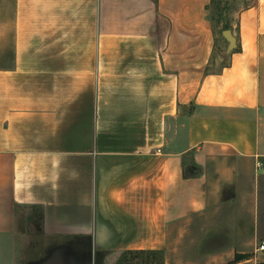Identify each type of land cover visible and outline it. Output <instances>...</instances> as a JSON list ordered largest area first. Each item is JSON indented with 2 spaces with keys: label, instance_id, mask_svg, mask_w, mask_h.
Masks as SVG:
<instances>
[{
  "label": "crops",
  "instance_id": "crops-1",
  "mask_svg": "<svg viewBox=\"0 0 264 264\" xmlns=\"http://www.w3.org/2000/svg\"><path fill=\"white\" fill-rule=\"evenodd\" d=\"M211 1L0 0V264L40 209L27 264L264 262V0L238 53Z\"/></svg>",
  "mask_w": 264,
  "mask_h": 264
},
{
  "label": "rangeland",
  "instance_id": "rangeland-1",
  "mask_svg": "<svg viewBox=\"0 0 264 264\" xmlns=\"http://www.w3.org/2000/svg\"><path fill=\"white\" fill-rule=\"evenodd\" d=\"M253 0H215L214 4L212 5V10H214L215 6H218L220 10L223 8L226 9V17L228 19V23L230 24L232 30L236 27V16L237 14L243 10L244 8L250 6L252 4ZM215 26V32L217 34V38L221 40V35L219 34V30L221 26L214 25ZM217 40V41H219ZM219 44V43H218ZM217 54L223 53L221 49H218ZM227 60L221 56L220 59H218V65H224ZM34 216L33 223H28L26 228V237L24 238V252L25 257L23 264H27L29 259L33 261L32 259L36 258L35 260L39 262V260L43 259L45 255H41V252L38 251V247L41 245V238L38 236L39 228H40V213L38 210H34L29 212ZM32 226V227H31ZM24 235V236H25ZM31 236V237H30ZM30 238V239H29ZM18 243L20 245L23 244V238L19 237ZM29 243V244H28ZM38 253V254H37ZM52 255H50L51 259L54 260L53 264H66L68 260H70V255H68L65 252H52ZM47 256V255H46ZM44 261V260H41ZM49 261V260H48ZM85 259L83 263H85Z\"/></svg>",
  "mask_w": 264,
  "mask_h": 264
},
{
  "label": "trees",
  "instance_id": "trees-1",
  "mask_svg": "<svg viewBox=\"0 0 264 264\" xmlns=\"http://www.w3.org/2000/svg\"><path fill=\"white\" fill-rule=\"evenodd\" d=\"M215 0L211 1V5L209 7L210 12V20L213 27V31L215 35L217 36L215 32V24L221 26L219 30V34L222 38V33L224 31H232V28L230 24L228 23L227 15H226V9L220 10L217 4L215 6L214 10H212V5L214 4ZM240 51V48H236L233 53H238ZM35 209V208H33ZM40 217L42 216L41 209L39 210ZM251 255H235L234 260L229 264H238L239 262H242L244 260H249ZM115 264H164V258L163 253L161 252H129V253H123L117 260ZM259 264H264L259 263Z\"/></svg>",
  "mask_w": 264,
  "mask_h": 264
},
{
  "label": "water",
  "instance_id": "water-1",
  "mask_svg": "<svg viewBox=\"0 0 264 264\" xmlns=\"http://www.w3.org/2000/svg\"><path fill=\"white\" fill-rule=\"evenodd\" d=\"M222 36L229 44L228 52H232L236 48V40H235V38L232 36L230 31H224L222 33ZM53 262H54V260L50 259L47 264H53ZM70 263H71V261L68 260V262L66 264H70Z\"/></svg>",
  "mask_w": 264,
  "mask_h": 264
},
{
  "label": "built area",
  "instance_id": "built-area-1",
  "mask_svg": "<svg viewBox=\"0 0 264 264\" xmlns=\"http://www.w3.org/2000/svg\"><path fill=\"white\" fill-rule=\"evenodd\" d=\"M261 166H262L261 163L257 162L256 167H257L258 169H260ZM257 252H258V253H264V241L260 242V244H259V246H258V248H257Z\"/></svg>",
  "mask_w": 264,
  "mask_h": 264
}]
</instances>
